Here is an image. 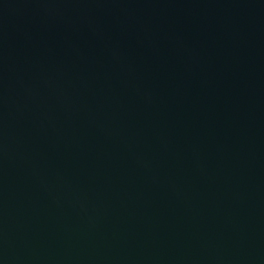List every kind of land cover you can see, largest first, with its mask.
<instances>
[{"label":"water","instance_id":"1","mask_svg":"<svg viewBox=\"0 0 264 264\" xmlns=\"http://www.w3.org/2000/svg\"><path fill=\"white\" fill-rule=\"evenodd\" d=\"M0 264H264V0H0Z\"/></svg>","mask_w":264,"mask_h":264}]
</instances>
